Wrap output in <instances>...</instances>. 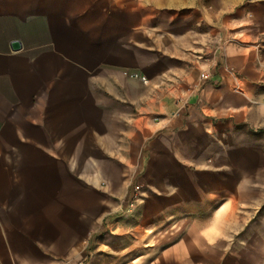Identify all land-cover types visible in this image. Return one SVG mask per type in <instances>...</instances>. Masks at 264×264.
<instances>
[{"label":"crops","instance_id":"0c3cea01","mask_svg":"<svg viewBox=\"0 0 264 264\" xmlns=\"http://www.w3.org/2000/svg\"><path fill=\"white\" fill-rule=\"evenodd\" d=\"M206 1L0 0V264L140 263L136 187L140 241L179 226L154 264H242L218 226L264 202V0Z\"/></svg>","mask_w":264,"mask_h":264},{"label":"rangeland","instance_id":"374dc122","mask_svg":"<svg viewBox=\"0 0 264 264\" xmlns=\"http://www.w3.org/2000/svg\"><path fill=\"white\" fill-rule=\"evenodd\" d=\"M209 2V3H208ZM206 4L210 5L213 10L217 11L218 1L208 0ZM165 19V18H164ZM212 24L218 21V17H212ZM201 25V24H200ZM210 36V37H209ZM208 36L207 47L211 55H215L219 52V37L216 32H213ZM206 51V56L203 58L206 61V70L209 69L212 73V57ZM137 205V204H136ZM132 209V212L128 214L131 222V259L132 261L137 260L139 257L138 253H143L145 256L142 257L141 262L137 261L132 264H154L157 260L156 253L162 249L164 241H157L153 239L154 233L163 231H176L179 226L171 225H147L146 233L148 234L147 240H139L138 234L143 232L138 226V213L137 208ZM239 215H242V219L246 221L243 224H232L227 226H218V231L229 234H234L233 237L228 241L231 244V249H237L241 251L242 264H264V202L258 210H235ZM142 227V225H141ZM209 226H206L208 228ZM146 244L147 246H144ZM145 249V250H144ZM126 258V257H125Z\"/></svg>","mask_w":264,"mask_h":264},{"label":"built area","instance_id":"2783aa9c","mask_svg":"<svg viewBox=\"0 0 264 264\" xmlns=\"http://www.w3.org/2000/svg\"><path fill=\"white\" fill-rule=\"evenodd\" d=\"M132 78L140 80L145 85H147L149 83V80L147 78H145L144 76L139 75L137 73L133 74ZM210 79H211V73H210L209 69H207V70L205 69L204 71L201 72V74L199 76L200 83L209 82ZM138 191H139V187H136L135 192L131 197L130 211H132V209L135 207V205L140 200V195H139Z\"/></svg>","mask_w":264,"mask_h":264},{"label":"water","instance_id":"95a60500","mask_svg":"<svg viewBox=\"0 0 264 264\" xmlns=\"http://www.w3.org/2000/svg\"><path fill=\"white\" fill-rule=\"evenodd\" d=\"M12 48L14 51H19L21 49V44L19 42H13Z\"/></svg>","mask_w":264,"mask_h":264}]
</instances>
